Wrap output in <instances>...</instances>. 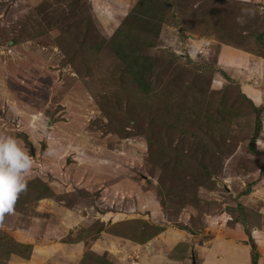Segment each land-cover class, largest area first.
Wrapping results in <instances>:
<instances>
[{"label": "rangeland", "instance_id": "obj_1", "mask_svg": "<svg viewBox=\"0 0 264 264\" xmlns=\"http://www.w3.org/2000/svg\"><path fill=\"white\" fill-rule=\"evenodd\" d=\"M221 1L153 0L123 25L137 0H0V134L34 158L0 221V264H139L167 227L172 261L264 264V38ZM124 35L135 75L112 47ZM224 41L250 62L220 66ZM13 241L30 257L6 255Z\"/></svg>", "mask_w": 264, "mask_h": 264}, {"label": "clouds", "instance_id": "obj_2", "mask_svg": "<svg viewBox=\"0 0 264 264\" xmlns=\"http://www.w3.org/2000/svg\"><path fill=\"white\" fill-rule=\"evenodd\" d=\"M245 3L252 6L242 8L240 15L236 17V23L241 27H244L249 19L254 18L258 11L255 7L256 0H245ZM259 11L264 13V9H259ZM202 48V41L194 43L187 55L194 62H199ZM47 141L48 148L44 154L54 157L57 154V149L54 147L55 139L49 134ZM33 159L16 137L0 134V221L6 214H12L15 211L20 195L27 192L26 177L33 168Z\"/></svg>", "mask_w": 264, "mask_h": 264}, {"label": "crops", "instance_id": "obj_3", "mask_svg": "<svg viewBox=\"0 0 264 264\" xmlns=\"http://www.w3.org/2000/svg\"><path fill=\"white\" fill-rule=\"evenodd\" d=\"M243 4L245 3V0H234ZM256 6H258L260 9H264V0H256ZM119 12L122 10L118 7L117 8ZM205 45H203V49L206 50L208 49L211 44L207 41L204 40L203 42ZM219 49H218V63L220 66H236V67H241L249 63V57H252L249 53L235 49L233 47L224 45L219 43ZM223 56L224 58L221 59L220 56ZM262 58H260L261 60ZM263 63V59L261 60ZM179 235H181L179 233ZM157 236V235H156ZM153 237L152 239L147 241V245L141 248H145V252L140 255V263L139 264H185L187 263V258L186 259H181L180 261L175 258L177 261H172L171 259L173 258V250L174 247H176V243H178V240H180L178 236V232L176 229H171V228H165L162 230L160 233H158V237ZM139 249V247L135 246L133 249H137L138 251L142 250ZM201 249V250H200ZM143 251V250H142ZM141 252V251H140ZM204 253V247L199 246L198 248V254L199 256ZM216 253V252H214ZM205 257V255L203 254ZM193 258V256H192ZM206 261L204 264H218L216 262V258L210 254V258L207 257L206 255ZM13 259V258H12ZM192 263V260H191Z\"/></svg>", "mask_w": 264, "mask_h": 264}, {"label": "trees", "instance_id": "obj_4", "mask_svg": "<svg viewBox=\"0 0 264 264\" xmlns=\"http://www.w3.org/2000/svg\"><path fill=\"white\" fill-rule=\"evenodd\" d=\"M158 1H160V2H158ZM222 1H226L225 2L226 4H237L238 6L240 5L242 8L252 6L250 4H243V3H240V2H237L234 0H222ZM156 3H158L160 6H163L164 4L169 5V2H167V0H157ZM255 7L258 10L257 15H256L257 19H256V23H255V29H254V30H258V31H257L255 38H256V42L258 44L260 43V45L263 46V40L262 39L264 38V13H261L259 11L260 8L258 6L255 5ZM154 10H155V8H154L153 0H137V2H135L134 6L131 8L129 14L126 16V18H124L122 24L124 25V22H127V19L129 17H130L129 19L133 18V20L141 21V20H143V16L145 17L146 13H149V12L151 13ZM162 21L163 20H161L160 22H162ZM257 25H258V27H256ZM244 26H247V25L245 24ZM242 30L247 31V29H245V27H243ZM126 37L127 36L124 35V37L121 39L116 38L117 39L116 42L122 40L123 43H122V45H119V43L116 45L115 44L116 42H115L114 44H112V47H113V50L115 49V51H116V56L119 59L123 60V62L126 63L125 65H126L127 70L130 73L135 75V73H137L139 71L142 72L140 67L143 65V62H142L141 58L139 56H137V52L133 49V47L130 46ZM221 44H224V45H227V46H230L233 48L236 47V49H239V50L241 48V46H239L240 44H237L235 46H231L232 44H230L229 42L227 43L225 41H224V43L221 42ZM216 50H218V48ZM241 50L244 51V49H241ZM259 56L264 59V54L263 55L259 54ZM136 77H138V76H136ZM142 82L143 81L140 79L135 81L137 87L141 90V92L148 93L149 87L147 85L145 86V84H143ZM158 233H160V231ZM158 233H156V234H158ZM6 246L10 247V248L6 247V249H7L6 255H8L10 257H11V255H14V254L19 255L20 252L18 251V249H21V248H23L25 251H27V255L29 257L32 253V246L31 245L21 244V243H18L16 241H13L12 245L6 243ZM93 256L95 257V260H93V261L99 262L98 264L103 263V262H101L103 258H100L96 255H93ZM23 257H25V256H23ZM254 258L256 259V257H254ZM6 262H7V260H6ZM254 263H255V260L253 261V264ZM89 264H91V263H89ZM93 264H95V263H93Z\"/></svg>", "mask_w": 264, "mask_h": 264}, {"label": "water", "instance_id": "obj_5", "mask_svg": "<svg viewBox=\"0 0 264 264\" xmlns=\"http://www.w3.org/2000/svg\"><path fill=\"white\" fill-rule=\"evenodd\" d=\"M192 264H194V261L192 260Z\"/></svg>", "mask_w": 264, "mask_h": 264}]
</instances>
